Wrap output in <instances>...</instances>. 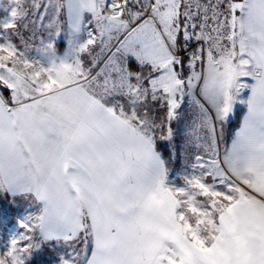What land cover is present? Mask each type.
<instances>
[{
  "label": "snow or ice",
  "instance_id": "1",
  "mask_svg": "<svg viewBox=\"0 0 264 264\" xmlns=\"http://www.w3.org/2000/svg\"><path fill=\"white\" fill-rule=\"evenodd\" d=\"M0 13V193L36 208L0 264L53 241L71 248L60 264H264V0H7ZM185 104L195 152L176 184L159 144Z\"/></svg>",
  "mask_w": 264,
  "mask_h": 264
},
{
  "label": "rangeland",
  "instance_id": "2",
  "mask_svg": "<svg viewBox=\"0 0 264 264\" xmlns=\"http://www.w3.org/2000/svg\"><path fill=\"white\" fill-rule=\"evenodd\" d=\"M3 3H7L4 0ZM3 13H0L2 17ZM27 36L28 33H25ZM16 43H19L16 40ZM38 43V41L33 42ZM57 44L63 45L62 48L58 47V51L61 53L63 51L65 42L63 38L57 41ZM195 43L191 44V47H195ZM34 54V53H31ZM183 55V52H182ZM184 116L179 124H174L173 126L177 129V136L172 145L167 142H161V147L164 149H170L172 153V158L174 159V166L177 168L178 175L181 176L183 173L190 168L191 163H193V154L195 152L194 148L185 147V132L189 123L191 122L194 113L188 107L187 104L183 106ZM163 115V112H160ZM239 116L236 112L233 113L231 119L228 123L224 125V137L228 140L229 131L231 127L236 124V120ZM167 147V148H166ZM170 153V152H169ZM182 180V179H181ZM183 181L178 182L182 184ZM36 210L35 205L31 200L25 197H8L5 193H0V251H2L3 243L12 235L22 231L19 227V222L23 220L28 214ZM71 252V248L63 243H57L55 241L50 242L35 253L30 261V264H60V257L64 256L67 258V254Z\"/></svg>",
  "mask_w": 264,
  "mask_h": 264
},
{
  "label": "crops",
  "instance_id": "3",
  "mask_svg": "<svg viewBox=\"0 0 264 264\" xmlns=\"http://www.w3.org/2000/svg\"><path fill=\"white\" fill-rule=\"evenodd\" d=\"M4 0H0V2L3 3ZM57 46H59V44H57ZM63 45H60L59 48H62ZM63 51H61V54H62ZM34 55V54H33ZM245 95H247V93H245ZM245 107L243 105H237L236 107V110L234 112H236V115H238L239 117L237 118L236 120V124L231 127V131H229V134H228V140L230 142V137L232 134H234V132L237 130L239 124H240V121L243 117V113L245 112ZM167 148V147H166ZM159 150L161 151V153L163 154L164 158L166 160L169 161V168L171 169V173H170V179L174 180L176 184H178V182H181L182 180L180 179V175H178V172H177V168L174 166L173 162H174V159L172 158V153L170 151V149H163L161 147V144H159ZM166 150V151H165ZM170 152V153H169ZM8 197H13V198H16V197H23V196H20V195H17V196H12L10 195L9 193L7 192H4Z\"/></svg>",
  "mask_w": 264,
  "mask_h": 264
},
{
  "label": "trees",
  "instance_id": "4",
  "mask_svg": "<svg viewBox=\"0 0 264 264\" xmlns=\"http://www.w3.org/2000/svg\"><path fill=\"white\" fill-rule=\"evenodd\" d=\"M166 151V150H165Z\"/></svg>",
  "mask_w": 264,
  "mask_h": 264
}]
</instances>
